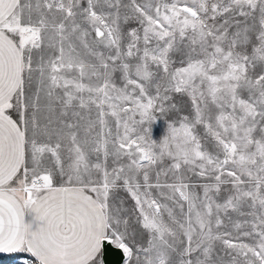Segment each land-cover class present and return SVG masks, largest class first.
<instances>
[{"label": "snow or ice", "instance_id": "6c2138e0", "mask_svg": "<svg viewBox=\"0 0 264 264\" xmlns=\"http://www.w3.org/2000/svg\"><path fill=\"white\" fill-rule=\"evenodd\" d=\"M4 253L264 264V0H0Z\"/></svg>", "mask_w": 264, "mask_h": 264}, {"label": "rangeland", "instance_id": "374dc122", "mask_svg": "<svg viewBox=\"0 0 264 264\" xmlns=\"http://www.w3.org/2000/svg\"><path fill=\"white\" fill-rule=\"evenodd\" d=\"M166 124L163 120L154 126V138L159 140L165 133ZM27 254H14L8 258L0 260V264H23V259Z\"/></svg>", "mask_w": 264, "mask_h": 264}, {"label": "crops", "instance_id": "0c3cea01", "mask_svg": "<svg viewBox=\"0 0 264 264\" xmlns=\"http://www.w3.org/2000/svg\"><path fill=\"white\" fill-rule=\"evenodd\" d=\"M12 255H14V254H8V253L0 254V260H3L5 258H8V257H10Z\"/></svg>", "mask_w": 264, "mask_h": 264}, {"label": "water", "instance_id": "95a60500", "mask_svg": "<svg viewBox=\"0 0 264 264\" xmlns=\"http://www.w3.org/2000/svg\"><path fill=\"white\" fill-rule=\"evenodd\" d=\"M110 258L112 259L113 262H115L116 260H118V256L115 255V253L111 254V257Z\"/></svg>", "mask_w": 264, "mask_h": 264}]
</instances>
